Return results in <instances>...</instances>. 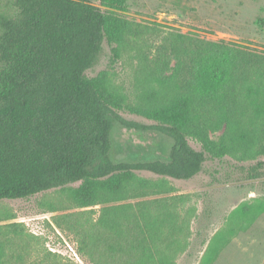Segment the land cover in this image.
<instances>
[{"label": "trees", "instance_id": "obj_1", "mask_svg": "<svg viewBox=\"0 0 264 264\" xmlns=\"http://www.w3.org/2000/svg\"><path fill=\"white\" fill-rule=\"evenodd\" d=\"M93 1L10 0L0 13V199L27 198L78 182L71 196L78 206L89 207L97 204L99 191L128 194L135 171L188 179L202 169L205 153L224 155L206 136L207 129L221 126L243 152L264 157V48L176 32L171 72L152 74V109L131 107L157 121L142 125L119 114L128 106L111 90L105 73L85 75L102 52L107 26L106 14ZM117 53L113 48L114 57ZM116 123L166 136V157L113 161L110 133ZM144 197L147 204L142 202L138 212L126 205L115 211L124 214L122 219L106 220L103 214L104 237L126 245L122 249L136 263L167 264L157 244H180L184 233L178 216L164 211L163 203L152 211V187ZM260 212L262 204L241 210L248 222ZM219 237L213 234L198 264L215 259ZM4 255L0 244V264Z\"/></svg>", "mask_w": 264, "mask_h": 264}, {"label": "rangeland", "instance_id": "obj_2", "mask_svg": "<svg viewBox=\"0 0 264 264\" xmlns=\"http://www.w3.org/2000/svg\"><path fill=\"white\" fill-rule=\"evenodd\" d=\"M92 3L106 14L107 26L102 52L85 75L105 73L111 90L128 106L119 114L142 125L157 121L131 107L152 109V74L171 72L170 46L176 32L264 48V24L259 22L264 19V0ZM9 6L10 0H0V13ZM206 136L213 149L222 148L225 153L220 158L205 153L202 169L188 179L135 171L126 187L128 194L99 191L97 204L89 207L78 206L71 196L70 189L78 182L27 198L0 199L3 264H142L135 262L126 247L122 249L126 245L118 246L104 237L107 228H101V222L122 219L124 214L115 211L125 205L129 212H138L142 202L147 204L144 196L149 187L152 211L157 209L154 205L163 203L164 211L178 216L176 222L184 233L180 244L168 248L157 244L158 250H164L167 264H198L215 232L220 233V246L210 264H264V212L249 222L241 213L247 205H264V157L243 152L223 126L207 129ZM110 139L113 161L164 159L170 146V140L158 131L135 130L118 123L112 127ZM188 142L201 149L192 138ZM159 195L165 197L153 199ZM153 260L143 264H159Z\"/></svg>", "mask_w": 264, "mask_h": 264}]
</instances>
